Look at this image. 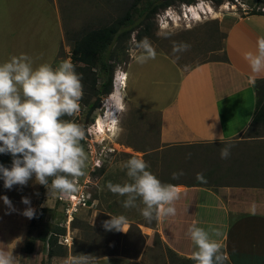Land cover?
Segmentation results:
<instances>
[{
    "label": "rangeland",
    "instance_id": "rangeland-1",
    "mask_svg": "<svg viewBox=\"0 0 264 264\" xmlns=\"http://www.w3.org/2000/svg\"><path fill=\"white\" fill-rule=\"evenodd\" d=\"M197 1L210 6L214 15L207 16L199 13L200 18L197 22L191 19L186 20L183 17L182 5L189 4L178 1L172 2L166 9H159L155 15H150L146 12V7L153 0H17V4L9 10L7 16L12 12L14 21L23 19L37 21L34 26H30L34 34L32 35L31 32L26 37V41L19 42L13 51L0 38V64L9 61L11 57L21 56L22 54L17 55L21 52L31 58L33 68L47 64L53 58V51L57 46L60 33L58 29L61 27L63 39L60 40V44L62 45L56 59L54 58L55 62L53 59V69L57 68L62 61H71L73 42L82 32L112 25L124 17L127 11H130L131 20L125 22L132 23L134 29L128 39L120 45H113L111 49L114 52L112 81L114 75L118 73L126 77V88L119 94V99L124 104V112L120 117L118 116L114 133H107L105 137H97L95 134L94 123L96 118L104 112L103 102L88 120H86V114L90 108H81L80 115L78 113L69 117V121L81 125L84 129L85 135L80 143L87 157L83 174L74 179L77 190L70 194L86 195L90 198V207L79 208L74 213L72 221L67 223L64 209L68 203L72 204V201L64 199L65 193L48 191L46 187L35 183L34 176L26 186L15 185L11 190L4 188V182L0 180V197L7 196L21 203L22 198L27 197L30 200V205L25 204L27 208L30 206L35 209L36 224L28 234L27 241H33L34 247L39 246L40 256L36 264H74L76 261H79V264H108L105 261L89 262L110 256L134 260L142 257L144 259L142 264H179L177 259L179 257H174L162 245L159 235L156 233L144 235L137 226L150 225L153 222V220L148 222L142 216L141 209L145 207L142 201L137 199L136 207L124 208L125 197L113 194L106 185L109 181L121 185L132 182L126 174L127 169L124 165L133 157L146 161L149 165L147 170L162 183H177L176 186H185L184 184L201 180L197 179V174L201 173L202 185L216 188L220 184L227 183L229 179L227 175L236 170L235 161L230 167L232 165L230 157L220 158L221 147L218 145L186 148L176 158L167 157L170 159L167 160L168 163L167 161L164 163V156L167 154L162 153L159 144L158 117L137 110L131 96L129 71H132V88L139 95L137 98L145 102L148 100L156 102V98L151 95L154 92L159 96L157 103L165 102L174 89L172 84L166 86L165 82H172L178 78V73L174 69L171 70L170 66L164 65L167 62L158 56L155 59H149L146 63L136 61L135 56L139 50L135 45L141 34L142 38L149 39L156 54L168 57L181 71L185 72L205 62L222 60L225 27L230 25V20L246 14L258 13L264 8V0H237L238 2L228 7L221 6L227 0L220 5L212 1ZM52 4L56 6L58 13ZM169 12H173L172 15L177 20H171L167 16ZM143 29L146 30V34ZM163 33H168L167 38L162 35ZM173 42H184L190 45L188 51L179 54L178 60L173 55ZM3 45H5L4 50H2ZM132 59L134 60L131 61ZM77 66L80 65L77 64ZM102 98L105 100L106 96ZM259 132L263 134L264 128L259 129ZM260 150L261 147H257V151ZM259 156L263 157L264 154ZM237 158L243 165L241 155ZM252 158L253 162L251 166H248L249 171L240 175L247 177L249 181L264 185L263 176L258 173L261 170L259 164H263L259 159L258 161L254 159H257L255 154H252ZM227 165L229 167L225 169ZM101 169H104L102 175L99 174ZM173 173H177L176 178H173ZM51 179L49 178V184ZM95 197L99 201L97 204ZM114 203L127 219L123 232L105 230L102 226L106 221L104 216H109L105 212L114 213ZM41 208L50 211L42 214L39 212ZM35 216L29 220L30 223ZM48 225L58 226L64 230V235L58 236V242L62 236H67V244L72 243V246L68 248L57 242L54 250L58 255L54 258L47 256V240L51 233L46 234L43 242L36 240L38 236L43 235L44 228ZM23 251L27 254L25 249Z\"/></svg>",
    "mask_w": 264,
    "mask_h": 264
},
{
    "label": "crops",
    "instance_id": "crops-1",
    "mask_svg": "<svg viewBox=\"0 0 264 264\" xmlns=\"http://www.w3.org/2000/svg\"><path fill=\"white\" fill-rule=\"evenodd\" d=\"M16 1L0 0V38L11 51L19 42H25L31 32L34 34L30 26H34L37 21H14L12 12L7 16L9 10L17 4ZM52 6L58 13L56 6ZM230 22L225 27L223 39L226 62H205L183 72L168 57L156 54V57L167 62L164 65L178 73L175 81L165 82L166 86L172 84L174 89L163 103H157L159 96L156 92L151 94L156 102L138 99L139 95L132 88V71H129L135 108L158 117L157 133L161 150L195 144H217L221 148L231 145L230 167L234 165V161L236 166L234 173L227 175L228 182L216 188L174 186L179 193V198L174 203L176 215L153 219L150 225L137 226L144 235H159L163 246L185 259H191L193 252L197 250L188 235L190 226L195 224L206 231L218 229L222 236L213 235L212 238L222 245V251L228 256L227 264H264V185L240 175L249 171L248 166L253 162L252 154H255L257 159H254H259L263 164H259L261 170L258 173L262 174L264 180V156H259L264 154V133L259 132L262 127L247 134L255 110L254 84L264 80V71L254 73L245 59L246 53H256L257 40L264 37V15L246 14L232 18ZM58 32L53 58L47 63L50 66L55 62L62 45V27ZM4 47L5 45L2 50ZM20 54L27 55L22 52L17 55ZM124 78L126 81V77ZM125 81L121 91L126 88ZM259 146L261 150L258 152ZM240 155L243 165L237 158ZM9 200L13 210L0 199V250L12 253L14 264H36L40 256L38 245H35L33 253H23L30 223V219L23 215L27 206ZM98 202L95 197V203ZM113 206L114 213L107 211L105 214L109 217L125 216L115 203ZM143 260L142 257L134 260L110 256L97 258L89 263L105 261L108 264H142Z\"/></svg>",
    "mask_w": 264,
    "mask_h": 264
},
{
    "label": "clouds",
    "instance_id": "clouds-1",
    "mask_svg": "<svg viewBox=\"0 0 264 264\" xmlns=\"http://www.w3.org/2000/svg\"><path fill=\"white\" fill-rule=\"evenodd\" d=\"M162 35L167 38L168 33ZM135 47L139 50L135 56L138 63L155 59V49L147 37ZM189 49L187 43L173 42L176 60L179 54ZM245 59L254 73L264 71V37L258 38L256 53H246ZM82 98V78L71 61H62L55 69L48 64L33 68L31 58L22 54L0 64V154L12 157L10 169L0 164L4 188L11 190L15 185L26 186L34 176L35 183L48 191L70 194L77 190L74 179L83 174L87 158L80 143L85 132L81 125L61 117L77 114ZM121 104L124 112L123 101ZM231 147L221 148V159L230 157ZM124 167L132 182L121 185L109 181L106 185L113 194L125 197L124 208L136 207V201L140 199L145 205L141 214L148 222L176 215L174 203L179 193L173 185L163 184L148 171L149 165L142 158L133 157ZM172 175L177 177V173ZM49 178H52L51 184ZM197 179L202 180L203 175L198 173ZM0 199L13 210L7 196ZM22 203L30 205V200L24 197ZM23 215L31 219L35 216V209L29 206ZM126 223L123 215L111 216L102 226L105 230L123 232ZM188 235L197 249L191 256L195 264H226L227 254L222 251L218 240L212 238L213 235L221 237L220 230L206 231L193 224L188 228ZM0 264H14L13 254L0 250Z\"/></svg>",
    "mask_w": 264,
    "mask_h": 264
},
{
    "label": "trees",
    "instance_id": "trees-1",
    "mask_svg": "<svg viewBox=\"0 0 264 264\" xmlns=\"http://www.w3.org/2000/svg\"><path fill=\"white\" fill-rule=\"evenodd\" d=\"M174 1L193 4L197 0H153V2H149L146 7V12L150 15H155L156 12L161 9H166L170 6V4ZM203 1H212L217 5L223 3L224 0H203ZM158 2V4H156ZM151 7V8H150ZM257 15H264V12L254 13ZM131 18L130 11H127L124 17L120 20H117L112 25L101 27L98 29L87 30L82 32L79 35L78 39H75L73 42V48L71 50L70 59L71 62L75 65V71L82 78L83 85V98L80 101V109L81 108H90L92 106L93 101L102 96H108L111 93L112 89V74L114 70V66L112 61L114 59V52H112V47L115 44L120 45L124 40L128 39V36L134 31L133 24L128 21ZM131 20V19H130ZM146 34V30L143 29ZM142 34L138 36V42L141 41ZM219 61V60H218ZM222 62H226V57H223ZM79 64L80 66H77ZM100 82V83H99ZM255 90V110L254 115L251 121V125L247 130V134H250L257 127L264 128V80L256 81L254 84ZM85 113V112H84ZM62 120L69 121V116L61 117ZM200 145H211L217 146L214 144H195L188 146H176V147H167L162 149L163 154H167L164 156V163L183 153L184 149H193ZM205 154V153H204ZM170 157V158H167ZM168 163V161H167ZM0 164L4 165L7 168H11L12 166V157L10 154H0ZM221 167V166H220ZM219 167V169H220ZM104 169L99 171V174H103ZM2 180V179H0ZM163 184H170L176 186L177 183L167 182ZM186 187H206L202 185V181H195L194 183L184 184ZM90 203V202H88ZM50 210H46L44 208L39 209V212L45 214ZM105 220H110L109 216H104ZM36 216L29 225L28 234L31 233L33 228H35L36 224ZM51 233L47 240L48 252L47 256L49 258H54L58 254L55 252L54 247H57L58 236L64 235V230L59 228L58 226L48 225L44 228V232L42 236H38L36 238L37 241H44L46 234ZM35 240V241H36ZM25 252L27 254L33 253L34 243L33 241H27L25 244ZM174 257L177 255L168 250ZM179 257V256H177ZM176 257V258H177ZM180 258V257H179ZM177 258L179 260V264H195V261L192 259L185 258ZM227 264V263H226Z\"/></svg>",
    "mask_w": 264,
    "mask_h": 264
},
{
    "label": "bare ground",
    "instance_id": "bare-ground-1",
    "mask_svg": "<svg viewBox=\"0 0 264 264\" xmlns=\"http://www.w3.org/2000/svg\"><path fill=\"white\" fill-rule=\"evenodd\" d=\"M184 18L186 20H194L198 21L201 15L213 16L214 12L210 6H207L203 3H198V5L187 8H184ZM173 12H169L167 15L171 20H175V16L172 15ZM177 20V19H176ZM122 77V78H121ZM125 76L118 73L116 76L114 75L113 84L114 90L108 95L103 102L104 112L96 118L94 123V130L97 137H105L107 133H111L115 131V126L117 124V119L119 114L123 112L121 101L119 99V94L122 92V88L124 87ZM126 82V81H125Z\"/></svg>",
    "mask_w": 264,
    "mask_h": 264
},
{
    "label": "built area",
    "instance_id": "built-area-1",
    "mask_svg": "<svg viewBox=\"0 0 264 264\" xmlns=\"http://www.w3.org/2000/svg\"><path fill=\"white\" fill-rule=\"evenodd\" d=\"M235 2H238L237 0H235L234 2H232V0H227L225 1L224 4H222V7H228V6H232L234 5ZM198 3H195L193 5L187 6V5H182V12L183 9L185 7L190 8L193 6H196ZM245 6V5H244ZM260 12H264V8H262L261 10H259ZM167 12V11H165ZM66 201H72V204H67L66 208L64 209V213H65V217L66 222L69 223L71 222V220L73 219V215L76 211L79 210V208H89L90 205L88 202H90V198H88L86 195H76V194H66L64 196ZM73 197H75V199H72ZM72 206V207H71ZM59 245H64L67 246L68 248H70L72 246V243L70 245L67 244V236H62L58 242Z\"/></svg>",
    "mask_w": 264,
    "mask_h": 264
},
{
    "label": "water",
    "instance_id": "water-1",
    "mask_svg": "<svg viewBox=\"0 0 264 264\" xmlns=\"http://www.w3.org/2000/svg\"><path fill=\"white\" fill-rule=\"evenodd\" d=\"M165 1V0H163ZM114 79V78H113ZM114 90V84H113V81H112V89H111V93L113 92ZM110 93V94H111ZM104 102L103 98L102 97H98L95 99V101L93 102L92 106L90 107V109L88 110L87 114H86V120H88L92 115L93 113L97 110L98 106Z\"/></svg>",
    "mask_w": 264,
    "mask_h": 264
}]
</instances>
